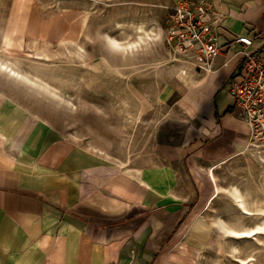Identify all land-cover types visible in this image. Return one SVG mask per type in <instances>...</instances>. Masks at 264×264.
Wrapping results in <instances>:
<instances>
[{"label": "crops", "instance_id": "obj_1", "mask_svg": "<svg viewBox=\"0 0 264 264\" xmlns=\"http://www.w3.org/2000/svg\"><path fill=\"white\" fill-rule=\"evenodd\" d=\"M210 2L220 51L209 70L194 72L130 168L58 136L11 94L14 78L0 67V264H197L195 231L212 194L203 166L251 140L227 92L243 59L234 39L264 43V0ZM79 17L42 0H0V60L75 40Z\"/></svg>", "mask_w": 264, "mask_h": 264}, {"label": "rangeland", "instance_id": "obj_2", "mask_svg": "<svg viewBox=\"0 0 264 264\" xmlns=\"http://www.w3.org/2000/svg\"><path fill=\"white\" fill-rule=\"evenodd\" d=\"M42 1L58 15L79 12L78 34L70 42L43 43L20 59L0 60L14 78L8 89L58 136L100 150L111 166L130 168L198 69L193 54L166 44L173 8L184 0ZM203 170L212 194L195 231L197 264H264V232L237 237L221 227L248 231L264 223V134Z\"/></svg>", "mask_w": 264, "mask_h": 264}, {"label": "built area", "instance_id": "obj_3", "mask_svg": "<svg viewBox=\"0 0 264 264\" xmlns=\"http://www.w3.org/2000/svg\"><path fill=\"white\" fill-rule=\"evenodd\" d=\"M220 13L210 0L181 1L173 8L166 33V44L179 54L198 58L194 66L205 65L220 51ZM234 41L242 44L243 59L227 83V92L250 130L251 141L264 134V43L254 46L249 35H237Z\"/></svg>", "mask_w": 264, "mask_h": 264}, {"label": "bare ground", "instance_id": "obj_4", "mask_svg": "<svg viewBox=\"0 0 264 264\" xmlns=\"http://www.w3.org/2000/svg\"><path fill=\"white\" fill-rule=\"evenodd\" d=\"M234 197L235 199L237 200L238 202V205L242 208V210L244 211V213L246 215H251V211L249 209H247L244 205V200L242 199V196L238 193V191H234ZM263 212V211H262ZM223 228V231H226V233H230L228 235L230 236H243V237H247V236H250V235H255V234H259V233H263L264 232V223L263 225H256L255 228H250L251 230H248V231H236L235 229H229V228H226L225 226H221ZM250 234V235H249Z\"/></svg>", "mask_w": 264, "mask_h": 264}, {"label": "snow or ice", "instance_id": "obj_5", "mask_svg": "<svg viewBox=\"0 0 264 264\" xmlns=\"http://www.w3.org/2000/svg\"><path fill=\"white\" fill-rule=\"evenodd\" d=\"M250 235V234H249Z\"/></svg>", "mask_w": 264, "mask_h": 264}]
</instances>
